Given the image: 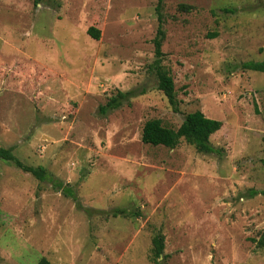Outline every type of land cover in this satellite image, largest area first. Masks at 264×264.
<instances>
[{
	"label": "rangeland",
	"instance_id": "obj_1",
	"mask_svg": "<svg viewBox=\"0 0 264 264\" xmlns=\"http://www.w3.org/2000/svg\"><path fill=\"white\" fill-rule=\"evenodd\" d=\"M158 13L178 112L157 89ZM247 62H264V0H0V148L48 174L0 162V264H157L158 235L159 264H264V73ZM118 91L129 104L99 114ZM196 111L222 124L215 154L141 142Z\"/></svg>",
	"mask_w": 264,
	"mask_h": 264
},
{
	"label": "trees",
	"instance_id": "obj_2",
	"mask_svg": "<svg viewBox=\"0 0 264 264\" xmlns=\"http://www.w3.org/2000/svg\"><path fill=\"white\" fill-rule=\"evenodd\" d=\"M160 4V2H159ZM158 4L157 11L159 12L160 5ZM187 10L184 7H181ZM226 11V10H225ZM229 12V11H228ZM163 21L162 16L158 13V29L156 36L153 39L155 63L154 69L157 74L158 91L162 92L166 98L168 104L174 112H178V105L176 101L174 82L169 73H167L161 67V59L163 53L161 51L162 42L164 40V32L162 29ZM87 34L94 40H99L100 31L95 28H89ZM245 71H253L264 73V62L252 63L247 62L242 64L241 67ZM132 96L131 92L118 91L114 96L110 97L106 104L98 108V112L101 115H107L109 112L115 111L123 107L125 104H129V99ZM222 127L220 121L211 120L205 117L201 112L196 111L187 114L183 119L181 125L176 129L166 128L162 125L160 120L147 121L142 129L141 142L145 145L152 147L162 146L168 149H174L181 140L194 147L199 154H215L216 149L210 143V137L217 133ZM0 162H7L13 164L23 172L31 174L39 181H45L48 178V174L45 169L38 167H28L20 162L13 154V149L0 148ZM60 186V185H59ZM68 195L74 197L71 190H67ZM264 195V192L262 193ZM112 217H128L127 211L124 209H117L111 214ZM264 245V242L261 243ZM152 255L154 261L159 264L164 250V239L162 236H155L152 240ZM37 264H50L47 260L41 259Z\"/></svg>",
	"mask_w": 264,
	"mask_h": 264
}]
</instances>
